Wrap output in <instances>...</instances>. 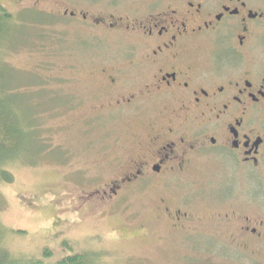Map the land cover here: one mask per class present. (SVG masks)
Wrapping results in <instances>:
<instances>
[{"label": "rangeland", "instance_id": "1", "mask_svg": "<svg viewBox=\"0 0 264 264\" xmlns=\"http://www.w3.org/2000/svg\"><path fill=\"white\" fill-rule=\"evenodd\" d=\"M93 1L0 0L12 16L0 44V88L11 89L35 137L5 166L11 182L0 180V260L6 251L45 264L73 254L89 264H264V225L240 224L261 212L237 203H255L254 180L209 184L203 197L211 203L190 224L167 212L183 211L181 182L144 167L127 179L156 146L141 112L121 100L129 89L120 74L124 37L105 26L120 13L136 15L141 0ZM102 14L107 24L94 27Z\"/></svg>", "mask_w": 264, "mask_h": 264}, {"label": "flooded vegetation", "instance_id": "2", "mask_svg": "<svg viewBox=\"0 0 264 264\" xmlns=\"http://www.w3.org/2000/svg\"><path fill=\"white\" fill-rule=\"evenodd\" d=\"M138 3L136 15L120 13L107 24L102 14L93 22L123 33L126 70L120 74L129 89L121 100L138 109L144 129L153 131L151 159L127 179L144 167L181 182L183 211L171 212L167 205V212L190 224L200 219L203 201L211 203L203 197L209 184L252 179L255 203H237L261 213L243 215L240 224L263 227L264 0ZM160 121L167 125L155 131ZM230 199L235 201H222ZM243 229L259 235L256 226Z\"/></svg>", "mask_w": 264, "mask_h": 264}, {"label": "trees", "instance_id": "3", "mask_svg": "<svg viewBox=\"0 0 264 264\" xmlns=\"http://www.w3.org/2000/svg\"><path fill=\"white\" fill-rule=\"evenodd\" d=\"M12 19L10 13L0 6V44L3 38V33ZM1 77V71H0ZM0 85L1 82H0ZM5 89V88H4ZM0 88V180L11 182L12 175L5 169L7 163L13 160H19L28 152V146L35 140L33 133L27 131V128L32 127L20 112L19 107L10 102L11 89ZM33 131V130H32ZM5 231L0 228V246ZM0 264H45L42 260L36 259H18L9 256V253L3 251ZM52 264H89L88 258L83 254H73L65 256L60 261Z\"/></svg>", "mask_w": 264, "mask_h": 264}]
</instances>
